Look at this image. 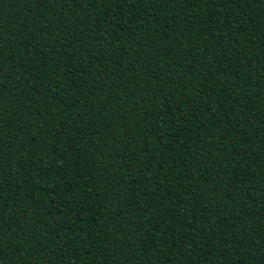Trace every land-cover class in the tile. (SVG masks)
Here are the masks:
<instances>
[{
  "label": "trees",
  "instance_id": "obj_1",
  "mask_svg": "<svg viewBox=\"0 0 264 264\" xmlns=\"http://www.w3.org/2000/svg\"><path fill=\"white\" fill-rule=\"evenodd\" d=\"M0 264H264V0H0Z\"/></svg>",
  "mask_w": 264,
  "mask_h": 264
}]
</instances>
